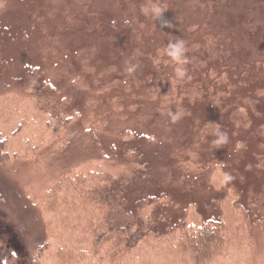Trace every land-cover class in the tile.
Masks as SVG:
<instances>
[{
  "label": "rangeland",
  "instance_id": "374dc122",
  "mask_svg": "<svg viewBox=\"0 0 264 264\" xmlns=\"http://www.w3.org/2000/svg\"><path fill=\"white\" fill-rule=\"evenodd\" d=\"M0 264H264V0H0Z\"/></svg>",
  "mask_w": 264,
  "mask_h": 264
},
{
  "label": "clouds",
  "instance_id": "9594fccd",
  "mask_svg": "<svg viewBox=\"0 0 264 264\" xmlns=\"http://www.w3.org/2000/svg\"><path fill=\"white\" fill-rule=\"evenodd\" d=\"M142 11L147 15L149 12L156 17L159 18L162 16L163 10L159 7L153 6L152 8L145 7L142 9ZM185 51L184 48V42L182 40H176L175 42H169L165 52L168 56H170L173 60L177 61L178 63H182V56ZM177 74L180 76H183L184 72L182 69L177 68L176 69ZM175 118V117H174Z\"/></svg>",
  "mask_w": 264,
  "mask_h": 264
},
{
  "label": "trees",
  "instance_id": "16d2710c",
  "mask_svg": "<svg viewBox=\"0 0 264 264\" xmlns=\"http://www.w3.org/2000/svg\"><path fill=\"white\" fill-rule=\"evenodd\" d=\"M217 77L220 80V75H218ZM202 231H201L202 235H199L200 243H202V244L205 243V245H210V243L208 241L211 238H214L213 235L219 234V229L218 228H213V227H210V226L209 227H205Z\"/></svg>",
  "mask_w": 264,
  "mask_h": 264
}]
</instances>
